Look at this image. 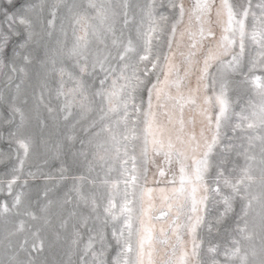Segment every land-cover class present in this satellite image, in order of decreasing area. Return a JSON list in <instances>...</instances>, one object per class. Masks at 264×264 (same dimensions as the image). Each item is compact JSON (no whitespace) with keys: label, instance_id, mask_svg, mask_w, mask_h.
I'll list each match as a JSON object with an SVG mask.
<instances>
[{"label":"snow or ice","instance_id":"1","mask_svg":"<svg viewBox=\"0 0 264 264\" xmlns=\"http://www.w3.org/2000/svg\"><path fill=\"white\" fill-rule=\"evenodd\" d=\"M0 264H264V0H0Z\"/></svg>","mask_w":264,"mask_h":264}]
</instances>
